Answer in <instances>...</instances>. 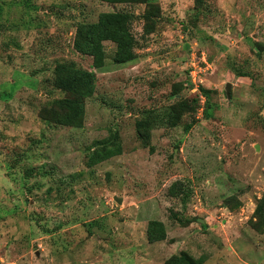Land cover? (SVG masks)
I'll list each match as a JSON object with an SVG mask.
<instances>
[{"label": "rangeland", "instance_id": "1", "mask_svg": "<svg viewBox=\"0 0 264 264\" xmlns=\"http://www.w3.org/2000/svg\"><path fill=\"white\" fill-rule=\"evenodd\" d=\"M195 1L0 0V264H164L182 252L264 264V230L251 225L264 197V0ZM121 11L135 16L137 58L113 64L108 42L95 70L73 47L76 29ZM145 12L158 15L149 36ZM61 63L96 73L82 129L39 115L64 96L53 86ZM201 87L209 104L201 97L170 127L169 107ZM148 111L163 119L144 147L136 122ZM111 132L122 155L88 167ZM175 182L193 191L185 207ZM151 221L164 241L148 242Z\"/></svg>", "mask_w": 264, "mask_h": 264}, {"label": "trees", "instance_id": "2", "mask_svg": "<svg viewBox=\"0 0 264 264\" xmlns=\"http://www.w3.org/2000/svg\"><path fill=\"white\" fill-rule=\"evenodd\" d=\"M110 5H141L148 4L149 0H101ZM203 0H196V7H202ZM143 35H151L155 32L158 15L156 13L145 12L142 15ZM135 16L129 11L107 12L99 15L94 23H83L78 25L73 41L75 51L83 56L92 59V67L95 70H102L107 64V52L105 43L114 45L112 63L115 65H126L134 62L137 58L135 48L137 40L132 31ZM53 86L60 90L64 96L53 100L50 105L41 109L40 118L60 127H69L82 129L85 120V105L87 99L91 98L96 90V73L79 69L73 63L58 64L54 70ZM176 91L172 93L177 97ZM204 97L206 106L209 104L210 91L204 88L198 90L197 98L181 99L169 107L165 114L170 127H173L176 120L185 114L196 112L197 104L200 98ZM147 115L136 122V131L138 139L144 147H147L151 140V131L162 122V117L154 115L153 111L146 112ZM164 114V113H162ZM206 117L209 118L207 112ZM161 118V119H159ZM167 123V122H166ZM195 121L185 127L189 131ZM123 146L121 138L116 133H109V136L103 140L94 142L88 150L87 166L93 167L107 160L122 155ZM170 195L180 198L183 207H185L191 198L193 191L183 184L175 182L169 189ZM252 227L262 232L264 230V197L259 201ZM189 219L185 224H189ZM167 232L165 225L159 221H151L147 227V240L149 243H158L166 239ZM164 264H203L201 259H195L188 253L182 252L169 258Z\"/></svg>", "mask_w": 264, "mask_h": 264}, {"label": "water", "instance_id": "3", "mask_svg": "<svg viewBox=\"0 0 264 264\" xmlns=\"http://www.w3.org/2000/svg\"><path fill=\"white\" fill-rule=\"evenodd\" d=\"M230 87H231V85L230 84H227V86H226V92H227V94H229V92H230ZM115 200L118 203H121L122 202V200L120 198H115Z\"/></svg>", "mask_w": 264, "mask_h": 264}]
</instances>
